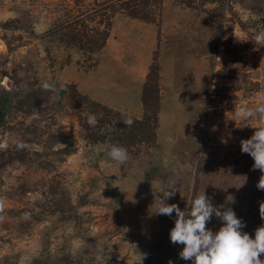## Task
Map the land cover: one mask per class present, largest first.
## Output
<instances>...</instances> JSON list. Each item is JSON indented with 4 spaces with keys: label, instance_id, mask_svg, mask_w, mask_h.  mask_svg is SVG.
Masks as SVG:
<instances>
[{
    "label": "rangeland",
    "instance_id": "374dc122",
    "mask_svg": "<svg viewBox=\"0 0 264 264\" xmlns=\"http://www.w3.org/2000/svg\"><path fill=\"white\" fill-rule=\"evenodd\" d=\"M261 31L264 0H0V264H192L170 241L175 213L157 214L171 181L168 203L205 191L255 238L264 173L240 141L258 118L237 113L262 102ZM106 75L142 94L149 79L150 109L100 103L124 94Z\"/></svg>",
    "mask_w": 264,
    "mask_h": 264
},
{
    "label": "clouds",
    "instance_id": "9594fccd",
    "mask_svg": "<svg viewBox=\"0 0 264 264\" xmlns=\"http://www.w3.org/2000/svg\"><path fill=\"white\" fill-rule=\"evenodd\" d=\"M255 42L264 45V31L256 34ZM42 88L57 91L56 86L47 81L42 83ZM258 97L261 103L254 108H242L237 114L243 113L242 120L258 118L257 126L253 127L254 134L249 139H242L240 144L241 152L249 154L254 160L252 170L264 173V92L258 93ZM87 122L89 126L95 127L97 116L89 114ZM122 122L128 127L134 123L131 116H127ZM248 125L242 123L241 127ZM167 141L174 143L172 137H168ZM105 151L107 157L119 165H124L130 158L128 149L117 144L108 146ZM257 189L264 191V174L260 176ZM158 192L162 195L159 196L157 214L172 217L175 213L174 227L169 235L173 245L184 246L179 252V259L192 261V264H264V259H261V255L264 254V225L255 230V238H252L249 233L242 232L246 223L237 217L233 208L225 207L224 204L214 205L205 191L197 193L194 199L190 198L184 210L177 203L167 202L180 192L176 181H171L167 190ZM226 203H235L234 196L229 195ZM0 212H3L2 198ZM213 215L223 222V226L216 232L206 227ZM259 215L264 220V201L259 204ZM144 258L145 256L141 255L142 262ZM19 264H26L24 257H21ZM169 264L173 262L169 261Z\"/></svg>",
    "mask_w": 264,
    "mask_h": 264
},
{
    "label": "crops",
    "instance_id": "0c3cea01",
    "mask_svg": "<svg viewBox=\"0 0 264 264\" xmlns=\"http://www.w3.org/2000/svg\"><path fill=\"white\" fill-rule=\"evenodd\" d=\"M140 69H142L141 71L144 72V71H146V69H148V67L147 68L144 67V68H140ZM101 77H102V79H106V81H107V87L119 88V89H121V91L125 95L122 94V93H119L118 95H113L112 93H110L109 96H108L109 98L108 97H104L103 102H100V103H102V104H104V105H106L108 107H111V108H114V109H117V110H120V111H124V112H129V113H130V111L132 112L136 108H139L140 105L142 106V104H143V101H142V93L139 92V89L136 90L137 87H135V85H133L135 83L134 80H129L126 83V86H121V84L118 83V80L116 82L117 76H114V77H111L110 78L108 75H106L105 78H104V76H101ZM101 86H102V93L104 94L105 86H104V84H102ZM131 89H135L136 90V93L134 94L131 91ZM128 90L130 92L127 93ZM98 93L101 94L97 90L93 92V94H98ZM103 94H101V95H103ZM124 99H125V101L123 102ZM121 101H122V103H120ZM114 104L117 107H115Z\"/></svg>",
    "mask_w": 264,
    "mask_h": 264
},
{
    "label": "trees",
    "instance_id": "16d2710c",
    "mask_svg": "<svg viewBox=\"0 0 264 264\" xmlns=\"http://www.w3.org/2000/svg\"><path fill=\"white\" fill-rule=\"evenodd\" d=\"M101 41H102L101 42V45H102L104 40H101ZM148 80H147V84L145 85L146 87L143 89V94H142V101H143L144 107L146 109L147 108L150 109V106H151L150 98L152 96L151 91L149 90L150 84H149ZM1 115H2V113L0 112V118H1Z\"/></svg>",
    "mask_w": 264,
    "mask_h": 264
}]
</instances>
